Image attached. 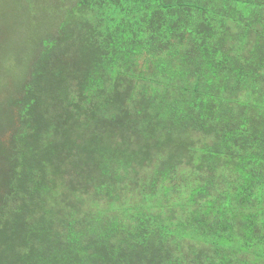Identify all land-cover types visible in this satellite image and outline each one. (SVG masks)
Listing matches in <instances>:
<instances>
[{
    "label": "trees",
    "instance_id": "16d2710c",
    "mask_svg": "<svg viewBox=\"0 0 264 264\" xmlns=\"http://www.w3.org/2000/svg\"><path fill=\"white\" fill-rule=\"evenodd\" d=\"M59 3L0 87V264H264V0Z\"/></svg>",
    "mask_w": 264,
    "mask_h": 264
},
{
    "label": "rangeland",
    "instance_id": "374dc122",
    "mask_svg": "<svg viewBox=\"0 0 264 264\" xmlns=\"http://www.w3.org/2000/svg\"><path fill=\"white\" fill-rule=\"evenodd\" d=\"M59 6V0H0V87L11 90L24 79L41 39L56 26ZM6 121L0 103V126Z\"/></svg>",
    "mask_w": 264,
    "mask_h": 264
}]
</instances>
